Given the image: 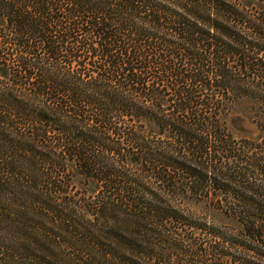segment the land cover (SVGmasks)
<instances>
[{"label":"trees","instance_id":"16d2710c","mask_svg":"<svg viewBox=\"0 0 264 264\" xmlns=\"http://www.w3.org/2000/svg\"><path fill=\"white\" fill-rule=\"evenodd\" d=\"M0 264H264V0H0Z\"/></svg>","mask_w":264,"mask_h":264}]
</instances>
